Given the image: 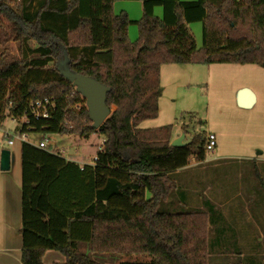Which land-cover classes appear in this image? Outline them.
<instances>
[{"label": "trees", "instance_id": "obj_1", "mask_svg": "<svg viewBox=\"0 0 264 264\" xmlns=\"http://www.w3.org/2000/svg\"><path fill=\"white\" fill-rule=\"evenodd\" d=\"M18 1L0 0V30L18 45L16 54H0V125L6 117L19 120L37 100H49L55 111L31 121L29 133L98 134L104 141L96 163L82 168L21 143V264H43L46 251L60 252L64 264H113L131 255L148 262L118 264H206L205 215L160 211L175 187L171 176L190 157L205 159L203 133L175 148L174 125H139L158 116L162 65L264 68V0L215 6L207 0H126L142 2L135 42L126 34L128 17L112 13L113 3L125 0ZM155 7L162 8L161 19ZM197 22L199 50L188 30ZM65 57L68 71L109 89L106 106L115 110L98 129L85 99L62 75ZM82 245L90 255L79 251Z\"/></svg>", "mask_w": 264, "mask_h": 264}, {"label": "rangeland", "instance_id": "obj_2", "mask_svg": "<svg viewBox=\"0 0 264 264\" xmlns=\"http://www.w3.org/2000/svg\"><path fill=\"white\" fill-rule=\"evenodd\" d=\"M135 17L138 18L136 13ZM129 21L134 24L129 25V37L134 34L137 41L135 23L139 21ZM189 26L199 50L203 46L201 26ZM30 48H34L32 43ZM17 50L12 34L0 30V54H16ZM161 69V113L155 119L141 122L139 128L174 125L173 132L182 133L183 144L190 142L194 133H203V138L212 133L216 135L217 146L212 153L205 152L204 160L208 163L198 162L192 156L185 169L171 176L175 187L163 200L160 211L193 210L205 215L206 264H264V68L254 64L198 63L163 65ZM240 92L252 95L255 104L243 107L237 101ZM114 110L111 106V113ZM5 119L4 125L16 134L20 127ZM66 125L74 128L69 122ZM44 137L64 150V159L88 165L92 164L98 147L104 146L98 134L84 140L76 135L38 133L29 136V140L38 143ZM208 201L218 216L208 210ZM79 251L90 255L83 248ZM123 261L147 262V258L119 257L113 264Z\"/></svg>", "mask_w": 264, "mask_h": 264}, {"label": "crops", "instance_id": "obj_3", "mask_svg": "<svg viewBox=\"0 0 264 264\" xmlns=\"http://www.w3.org/2000/svg\"><path fill=\"white\" fill-rule=\"evenodd\" d=\"M155 1H161V0H155ZM182 1L183 2L184 1L194 2L196 0H182ZM207 1L211 5L215 6L216 4L221 3L223 0H213V3L211 2V0H207ZM112 13L115 16L121 13L125 14L130 20L134 21L135 23L143 17L142 16V2L126 1V0L116 1L112 5ZM134 13H136L138 18L137 17L133 18ZM161 14H162V8L155 7L153 9V15H155L158 19H161L163 17ZM197 24H200L201 30H202V24L200 22L190 24V26H196ZM130 25H134V24H130ZM133 30L134 29L131 26L130 33H133ZM128 33H129V26L126 31V34ZM128 38L131 42H134L137 37H134V34L133 36L130 35L129 37V34H128ZM195 47H196V42H195ZM181 65H186V64H181ZM161 71L162 69L160 70V84L162 81ZM162 95H163V89H161V95L157 102V105H158V116L157 117H159L161 113L160 101L162 99ZM237 101H239V103L243 107H252L255 104L254 103L255 98L247 92H240L238 94ZM5 120L0 125V153L2 152V150L9 151L10 168L8 171H3V172L0 171V264H21L22 238H21V235L19 234V231H20L21 223H22V216H21L22 180H21V162H20L22 144L19 141H15L13 146H9L6 144V140L3 137L4 132H9L10 134H14V133H11L10 129H8V127L4 125ZM181 135L182 133H178L176 131L173 132L171 141L178 139V137H180ZM29 136L31 135H28V139H29ZM213 136H215L214 138L216 139V135L213 134ZM206 160H203L204 163L206 162ZM73 163H76L79 166L88 165V164H84V162L79 163V162L73 161ZM181 171L182 170L176 172L175 174H179V172ZM206 205L207 206L210 205L211 207L209 209L212 210L214 214H216V216H218L209 201L206 202ZM82 248L86 252L85 246L83 245L79 248V250H81ZM131 262H137V261H131ZM131 262H128V263H131ZM147 262H148V259H147ZM147 262H142V263H147ZM42 263L43 264H64L65 258L60 252L58 253L55 251H46L45 254L43 255Z\"/></svg>", "mask_w": 264, "mask_h": 264}, {"label": "water", "instance_id": "obj_4", "mask_svg": "<svg viewBox=\"0 0 264 264\" xmlns=\"http://www.w3.org/2000/svg\"><path fill=\"white\" fill-rule=\"evenodd\" d=\"M66 61L67 58L65 57L61 63L63 66L61 70L62 75L75 86L77 92L85 99V107L88 110L89 121L94 129H98L111 114L110 108L106 106V95L109 89L97 83L92 78H87L73 72L71 73L65 68ZM182 138L183 136L173 140L171 146L182 148ZM9 168V151L2 150L0 153V171H8Z\"/></svg>", "mask_w": 264, "mask_h": 264}, {"label": "built area", "instance_id": "obj_5", "mask_svg": "<svg viewBox=\"0 0 264 264\" xmlns=\"http://www.w3.org/2000/svg\"><path fill=\"white\" fill-rule=\"evenodd\" d=\"M87 109V107H86ZM76 110H79L76 108ZM55 111L54 103L49 100H37V102L30 105L29 109L24 112V114L20 117L19 120L14 118H8L11 123L16 124L20 127L19 131L16 134H10L9 132H4V139L6 140V144L9 146H13L15 141H19L21 143L30 144L37 149L46 150L53 155L62 156L64 154V150L62 148H58L57 146L52 145L50 142V138H42V140L38 141V143H32L28 139V135H33L29 133L30 131V123L31 121H38V120H47L52 112ZM71 129V127H69ZM206 143L204 146V151L211 152L216 146V140L212 134H208L205 138ZM49 147H51L49 149ZM103 147H98L97 153L92 158L93 166L96 163V156L98 153L102 152ZM68 161V160H67ZM86 165H81L82 168Z\"/></svg>", "mask_w": 264, "mask_h": 264}]
</instances>
